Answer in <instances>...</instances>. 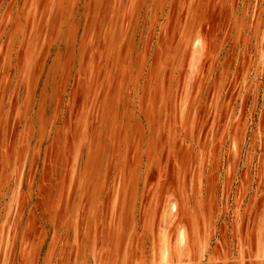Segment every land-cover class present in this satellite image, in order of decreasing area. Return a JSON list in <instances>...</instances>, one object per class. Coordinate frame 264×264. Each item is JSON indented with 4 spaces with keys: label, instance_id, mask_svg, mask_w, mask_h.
<instances>
[{
    "label": "rangeland",
    "instance_id": "obj_1",
    "mask_svg": "<svg viewBox=\"0 0 264 264\" xmlns=\"http://www.w3.org/2000/svg\"><path fill=\"white\" fill-rule=\"evenodd\" d=\"M6 209L29 264L264 261V0H0Z\"/></svg>",
    "mask_w": 264,
    "mask_h": 264
},
{
    "label": "crops",
    "instance_id": "obj_2",
    "mask_svg": "<svg viewBox=\"0 0 264 264\" xmlns=\"http://www.w3.org/2000/svg\"><path fill=\"white\" fill-rule=\"evenodd\" d=\"M200 38L194 42V45L200 43ZM192 80H187L185 83V89L183 92V103H182V113L184 110V106L186 103V98L188 97L189 89L191 86ZM189 87V88H188ZM176 196L172 193L168 196V202L166 203V209H168V219L170 215L175 214L177 202ZM174 206V207H173ZM8 209H6V212ZM12 212L6 213L4 218L0 216V264H29L30 260L27 259V248L24 244V234H23V226H22V217L16 216L13 212H16V209L11 210ZM2 213V211H1ZM170 221V219H169ZM163 230H167L168 227L163 228ZM177 234L175 237V243L178 248L179 256L185 255L182 251L185 240H187V234L185 232L184 226H179L176 230ZM168 245V240H167ZM167 250V251H166ZM32 252V251H31ZM168 252V253H167ZM34 253L32 252L31 256ZM169 258V248L166 249L163 253V261H167ZM263 259H259L258 264H262Z\"/></svg>",
    "mask_w": 264,
    "mask_h": 264
},
{
    "label": "bare ground",
    "instance_id": "obj_3",
    "mask_svg": "<svg viewBox=\"0 0 264 264\" xmlns=\"http://www.w3.org/2000/svg\"><path fill=\"white\" fill-rule=\"evenodd\" d=\"M174 207V206H173ZM167 245V244H166ZM167 251V250H166ZM168 253V252H167Z\"/></svg>",
    "mask_w": 264,
    "mask_h": 264
}]
</instances>
